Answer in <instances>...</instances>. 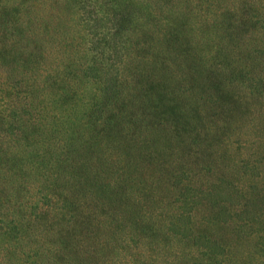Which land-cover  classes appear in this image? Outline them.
<instances>
[{
  "label": "rangeland",
  "instance_id": "1",
  "mask_svg": "<svg viewBox=\"0 0 264 264\" xmlns=\"http://www.w3.org/2000/svg\"><path fill=\"white\" fill-rule=\"evenodd\" d=\"M0 108L31 139L0 185V258L66 195L113 241L88 264H264V0H0Z\"/></svg>",
  "mask_w": 264,
  "mask_h": 264
},
{
  "label": "trees",
  "instance_id": "2",
  "mask_svg": "<svg viewBox=\"0 0 264 264\" xmlns=\"http://www.w3.org/2000/svg\"><path fill=\"white\" fill-rule=\"evenodd\" d=\"M95 9L96 8L91 9L89 13L90 17L93 20H97V18L92 15ZM116 12L117 13L114 12V14L116 15L115 19L118 18L121 19L120 17L117 16L122 15V11L116 10ZM233 12L234 11H232V13ZM108 93H111L110 90L108 91ZM113 95L115 97V94ZM29 102L30 101L27 100L23 101L20 96L17 97L16 103L10 104V107H12L10 109L11 110L10 112L16 113V116L23 119L22 117L23 115H25V112H30L29 108L31 107L32 104H30ZM110 104L114 107V109H117L115 115L117 116L119 110L121 109L120 101L113 100L112 102H110ZM4 108L6 109L7 107ZM4 108H0V185L1 184L6 185L5 178H7V176H5L6 175L5 172H8L7 174H11L12 176L13 174L18 175V170L21 166V162L16 159V155H17L16 152L18 147L20 146V138L25 139V143H23V145L24 144L29 145L28 140H31L26 134L28 126H25V124H21L19 122L13 124L12 127L19 129V131L17 132H14L11 129L10 125L13 116L9 112H7ZM23 120L28 121L26 119ZM97 180H99V178ZM107 186H109V184L105 182L103 184V187H107ZM3 189L4 190L0 189V192H4L1 196V202L6 196V194H8L7 192L8 188H3ZM57 199L58 198H56V200ZM82 201L85 200L80 199V200L72 201L69 200L66 197V195H64L63 198H61V202L63 205L61 206V209L58 211L59 213L56 212L55 214H52L50 216L48 214V216H46L44 211L41 217L38 216L28 224L25 225L23 224L22 226L24 227V229L28 230V233H25L24 235L32 236L34 240L35 247H33V251L18 250L20 251V254H18V251L15 248L8 249L7 252L2 255V258H0V264H22L21 262L22 260H24V256L22 255H24V253H31L34 255V260L32 264H88L89 262L87 261V258L89 256L94 257L93 255L96 253L98 246L107 245L112 243L113 241L107 239L106 237H102L99 234L98 227L100 228L101 226L102 229L103 227H106L104 223L100 222L101 216H96L95 214L90 215L89 210L91 209V207L89 206L84 207ZM71 208H72L71 210L72 212L79 213V215H76V217L75 218L73 217L72 219L66 216L68 213L71 214L70 212ZM0 213L1 215H3L1 209H0ZM110 218L111 219H109V225L111 224L112 225L111 229H114V224L119 218H117L113 214L110 216ZM180 219H181L180 217H177L176 220L174 219V221L171 222V225L169 227L166 225V228H168L166 229V235H169L170 232H172V230L169 229H171L173 226L177 227V224ZM91 220L94 224L93 228L91 226L92 224ZM31 224L37 226L39 230L37 234L36 232L29 231ZM13 225H16L15 229L19 231L21 222L19 224H13ZM183 226H186V224L183 223ZM8 227L5 226L3 228L9 231ZM187 228H189V226ZM131 233H134L132 229L125 230V227L123 228V236L133 235ZM137 233L138 232H136V234ZM42 234L47 235L48 240L46 245H43L41 243L40 235ZM186 235L187 237H189V240H191V242H194L196 237L194 230ZM138 249L139 248L132 249V251L135 250L136 251L131 253L130 255L133 257H137V255H141L142 251ZM194 253L195 252L191 251L190 256H194ZM12 256H17V258L19 259L17 263L11 262L10 259ZM107 261L108 260L106 259L104 264L114 263L111 262V260L110 262Z\"/></svg>",
  "mask_w": 264,
  "mask_h": 264
}]
</instances>
